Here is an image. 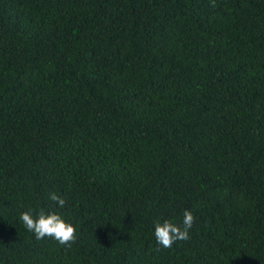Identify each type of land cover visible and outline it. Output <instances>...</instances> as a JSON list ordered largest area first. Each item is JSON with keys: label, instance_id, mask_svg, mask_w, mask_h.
Instances as JSON below:
<instances>
[{"label": "trees", "instance_id": "obj_1", "mask_svg": "<svg viewBox=\"0 0 264 264\" xmlns=\"http://www.w3.org/2000/svg\"><path fill=\"white\" fill-rule=\"evenodd\" d=\"M0 264H264V0H0Z\"/></svg>", "mask_w": 264, "mask_h": 264}, {"label": "clouds", "instance_id": "obj_2", "mask_svg": "<svg viewBox=\"0 0 264 264\" xmlns=\"http://www.w3.org/2000/svg\"><path fill=\"white\" fill-rule=\"evenodd\" d=\"M215 7V4H212ZM49 199L62 209L66 205V199L55 192L49 194ZM182 222L177 224L170 220L163 223L157 221L154 228V236L157 243L164 248H171L178 241L190 239L189 231L195 223V217L191 210L183 211ZM20 219L29 232L34 233L35 238L42 240L46 237L54 238L60 245L70 247L77 239V228L57 212L46 213L41 209L38 215L33 210L25 211Z\"/></svg>", "mask_w": 264, "mask_h": 264}]
</instances>
